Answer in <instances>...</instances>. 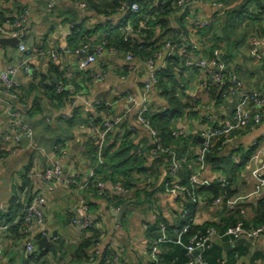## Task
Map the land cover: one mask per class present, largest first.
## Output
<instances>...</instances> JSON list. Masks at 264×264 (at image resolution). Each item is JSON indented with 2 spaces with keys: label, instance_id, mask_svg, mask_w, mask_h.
Masks as SVG:
<instances>
[{
  "label": "crops",
  "instance_id": "crops-1",
  "mask_svg": "<svg viewBox=\"0 0 264 264\" xmlns=\"http://www.w3.org/2000/svg\"><path fill=\"white\" fill-rule=\"evenodd\" d=\"M79 1L86 2V0ZM92 1L103 5L106 2V0ZM240 2L241 0H238L228 7L221 8L218 6L220 4L214 3V0H190L179 14L174 15L173 19H177L178 22L180 16L186 14L183 21L185 33L182 32L180 43L183 48L192 52L194 58L206 59L212 50H219L227 63V73L230 78L235 76L245 89L257 90L264 94V46H258L253 50L249 45L250 34H255L253 31L257 25L256 21H246L244 26L235 30L230 38L221 33V26L211 32L192 26L193 22L205 20H213V23H217L223 18L225 10L237 6ZM149 3L157 4L156 0H151ZM50 4H53L52 8H49ZM259 4L260 9H264V0H259ZM249 8L253 15L259 13V7L250 6ZM0 14L14 22L25 19L18 35L21 37V43L31 52L27 61L32 70V77L47 75L50 63L58 66L62 72L63 69L75 72V89L73 87L68 89L70 93H74L73 99L60 107L57 102L50 101L40 94V114L34 118H30L29 112L31 98L25 99L23 104L19 100L13 102L5 96H0V134L10 135L7 143L0 141L2 154L0 156V205L8 209L12 199L17 195L21 201H26V192L19 193V190L24 174L31 167L36 175L29 191L32 194H43L46 199L41 228L46 231L47 237L57 238L53 252L43 253L47 250L38 252L35 244L38 238L34 237L40 231L39 226H35L30 235H25L16 225V220L19 219L4 223L0 227V264H24L27 242L34 244L36 248L34 255L38 258L37 262L29 261V264H73L72 258L81 240V232L71 223V219L77 211L79 200L83 199V192L70 191L59 184L52 188L42 186L39 174L57 160L52 153L54 147H60L63 151V156L60 158L63 177L74 173L86 175L91 170L92 161L89 152L94 147V136L91 135L92 131L88 126L86 115L93 111L90 106L96 101L104 102L106 106L102 108V111L106 113L105 120L121 119L120 123L113 128L109 140L115 136L121 137L123 124L132 133L130 139L135 145L146 142L148 133L136 122L140 111L138 105L129 104L123 98L127 94L133 95L136 99L139 95L144 96V83L148 79L149 70L146 62L141 60L133 58L127 61L124 55L108 54L98 57L96 63L88 70L83 72L76 70L79 61L87 54L82 53L81 46L76 49L75 45L79 43H70L73 30L82 27L84 30L92 31L98 24L107 21L115 22L119 17L106 20L104 15H97L93 10L89 11L86 8L81 9L72 0H0ZM261 17L264 18V15ZM175 24L176 22L173 23L174 27ZM6 30L13 32L10 27ZM98 35L100 36V33L94 34L90 39L94 44L96 43V46L101 40ZM259 36L264 39V20L261 23ZM0 39L15 38L9 36L0 37ZM18 45L15 47L0 45V73L11 68L18 70L14 79L19 93L22 94L32 81V77L25 78L20 69L21 62L26 56L19 51ZM95 45L87 44V47H91L88 52H92L91 49ZM38 51L57 52L60 57L57 61L49 57L39 58ZM161 59L156 62L157 66ZM230 78L227 80L228 84ZM54 83L56 78L52 77L51 84ZM203 83L204 79L199 69L179 67L172 85L168 84V94L164 96L157 88H154L146 95L152 117L164 114L168 110L170 105L168 99L173 98L182 108L184 107L182 114L173 117L170 124L172 137L184 139V143H178L175 150H172L179 158L181 157L182 162L189 159L191 155L198 156L202 152L197 137H202L207 128L206 116H212L214 123L219 125L228 118L235 106V99L228 95L229 88L221 96L220 89L204 87ZM76 109L79 110H77L79 115L73 116ZM11 111L19 112L22 121H28L31 124L33 129L31 140L22 138L19 144L14 143L15 129L9 118ZM69 116L68 120L63 121L64 117ZM179 132H181L179 136L174 135ZM116 145L118 146V142ZM234 146H237L241 152L242 164L236 166L231 177L226 176L230 182L229 190L232 198L226 206L221 202L218 204L209 202L212 200L210 196L198 200L192 219L194 227L206 222L217 224L228 214L230 203L244 211L242 216L246 221L251 223L254 218L257 204L264 197V109L261 124L228 140L222 149V157H229ZM154 160L155 157L150 159L151 162ZM163 169L164 167L160 166L158 170L160 174L145 178L148 185H152L149 189L151 193L145 199L139 196L141 201L137 200L135 204L131 202L127 205L128 208L120 222H117L116 217L110 214L112 208H106V202L94 201L97 207L93 208L91 212L93 215L90 217L95 220L94 228L100 234L98 244L91 250V254L97 251L98 257H101L104 250L119 248L120 264H149L144 226L154 224V216H160L167 225H173L179 218L182 206V194L166 192L161 188L165 174ZM197 173L199 180L204 182V186L217 182L218 177L226 180L224 176L214 172L206 162L197 169ZM257 173L261 174V181L255 177ZM180 175L183 177L182 174ZM178 183L180 184L179 179ZM106 188L111 196L113 192L119 197H124L114 191L112 186L107 185ZM117 224L120 229L116 230ZM248 242L251 244L250 249L238 247L228 252L242 249L244 255L238 258V264H264V240ZM228 252L223 251L224 254Z\"/></svg>",
  "mask_w": 264,
  "mask_h": 264
},
{
  "label": "trees",
  "instance_id": "trees-1",
  "mask_svg": "<svg viewBox=\"0 0 264 264\" xmlns=\"http://www.w3.org/2000/svg\"><path fill=\"white\" fill-rule=\"evenodd\" d=\"M127 1L128 0H106L104 3L105 5H103L96 4L92 0H86L85 3L80 2L79 0H72L74 4L85 5L86 10H93L97 15H104L106 20L109 18L113 20L115 17H119V19L115 22L107 21L106 23L98 24L92 29V31L84 30L82 27L75 28L72 32L70 43H79V45H75L76 49L81 46L80 50H82L84 47H87V44L90 46L95 45L96 43L94 44L90 39L94 34L100 33L98 38L100 37L101 40L98 41L97 46L103 45L106 49H113L115 55H124L125 57L129 55L132 58L143 62H156L158 59L157 57L162 55L166 50L167 44L175 46L176 48L181 46L180 37L182 32L185 33L183 21L185 20L184 17L186 14L184 13L181 15L178 22L176 21L177 19H173L174 15L179 14L181 11L177 7L178 0H161L160 6L150 4L149 2L151 0H131L129 7L126 5ZM236 1L238 0H214V3L220 4L222 7H228L231 3L233 4ZM132 4H136L139 7L137 13L131 11L130 7ZM250 6L259 7V13L254 15L250 13ZM263 15L264 9H260L259 0H241L237 6L225 10L223 18L220 21L217 23L211 22L203 31L211 32L213 29L221 26V33L230 38L234 35L235 30L244 26L243 24L246 21H256L257 25L253 31L255 34H250V37L259 36L261 23L264 20V18L261 17ZM4 22L12 23L14 21L5 18L4 15L0 14V23ZM175 22L176 24L174 27L173 23ZM128 24L132 28V37L125 39L121 30ZM107 33H109V36L104 38ZM40 52L43 51H38V53ZM221 58L227 66L223 55H221ZM179 67L186 68L183 64L182 57L178 54L177 50L174 52L169 51L163 66L157 72L158 84L156 88L162 93V95L165 96L168 94V84L172 85ZM52 77L56 78V83L54 84H51ZM74 77L75 75L71 79H67L64 72H62L58 66L50 63L47 75L32 77V81L27 85L26 89H24V93H19L18 100L20 103L24 104L26 101L25 99L31 98L32 104L29 109L30 118H34L40 114V94L50 101L57 102V105L62 107L66 102L73 99L72 97L74 93H70L68 89H70V87L71 89L72 87L75 89ZM229 78V74L227 73L222 86L210 85L208 87L220 89L219 93L222 96L224 92L231 87V83L228 84L227 81ZM59 85L63 88L61 92L57 91ZM67 86L69 87L66 88ZM257 92L264 97L263 93L260 91ZM168 101L170 105L164 114L155 115L153 117L150 115L149 111L143 114V119L148 121L149 127L156 134L154 139L148 135L146 142L135 145L130 139L132 133L122 124L123 133L121 137L115 136L112 139L110 138V140L108 139L100 154L97 153L95 147L91 149L89 152L92 161L91 169L96 171L94 180L90 181L83 189L75 185L67 188L70 191L76 190L83 192L82 198L84 200H81H83V202L85 201L84 203L89 217L93 215L91 213L93 208L97 207L94 201H104L107 205L106 208L111 207L112 209H117L121 208L124 204L130 205L131 202L135 204L137 200H140L139 196H143L145 199L151 193V190L149 189L152 188V185L149 186L147 179L145 178H152V175L157 176V174H160V171L158 172L160 166L164 167L163 172L165 174L163 184L161 185V188L164 189L166 182L170 181L167 176V170L169 169L172 160H175V158L180 162L181 166L175 179L180 180V184H178L185 190L182 193L183 199L181 200V211H186L188 219L182 221L181 213L179 212V218L177 221L173 225H167L160 216H157V219H159L166 227L165 238H168L170 241L174 240V230L182 228L189 223L188 220L193 219L198 200H201L203 197H212V200H209V202L213 203L216 200H220L221 204H224L225 206L229 203V200L232 198V193L229 190L230 182L227 180L226 176L231 177L236 169L237 165L234 163L233 157L237 153L231 151L230 156L224 158L222 157V149L232 137L249 129L235 132L227 138L222 137L216 139L204 154L206 164H209L214 172H217L226 178V180L224 179L225 184L221 185L220 183L215 182L208 186H197L196 184H192L188 179L189 175H191V171L183 164H191L195 161L196 155H191L189 159L187 158L182 163V160L180 159L181 157L179 158L176 152H173L176 146H178V143H184V139L183 137H172L170 124L173 117L182 114L184 107L182 108V106L173 98L168 99ZM104 107H106L104 102H101L96 111L88 112L86 119L92 118L95 125L102 126L106 121L104 117L106 113L102 111V108ZM77 110L78 109L75 110L73 116L79 115L77 114ZM117 142L118 146L116 145ZM238 154L241 155V152L238 151ZM1 155L2 154L0 153V156ZM153 157H155V160L154 162H151L150 159ZM30 170L31 167H29L24 174L19 190V193L26 192V201H21L19 195L14 196L8 209H6L5 213L1 215V225H4V223H8L9 221L12 222L14 219H19L16 220V225L25 235L28 233L26 232V227L22 218L23 206L29 204L35 196V194H32L29 191L33 180L28 177V172ZM180 174H182L183 177H181ZM97 183H105L106 186L109 185L113 188L120 187L124 190H128L129 195L119 197L112 192L111 196L110 191L107 188L100 190L97 187ZM227 212L228 214L224 218H221L217 224L206 222L201 226L194 227L191 222L189 231L181 235L178 243L163 242L158 244L159 252L155 257V260L149 261V264H188L189 259L182 251L189 245V241L192 237L204 236L211 229H213L217 235H221L227 228L235 226L238 223H242L246 228L264 227V197L258 202L251 223L243 218L240 213V208L235 207V209H228ZM74 218L75 213L71 219L72 224ZM90 218L93 219L92 217ZM94 221L95 220L93 219V223H95ZM85 233L86 234L81 238L78 247L74 251L72 263L111 264L109 257L113 250H104L101 257L91 254V250L98 244L97 242L100 234L94 228V225L92 228L87 229ZM145 235L147 242L151 243L156 242L162 236L156 222L148 226ZM56 241L54 244H50L47 251L43 253L53 252L55 250L54 245L56 244ZM226 241L227 239L223 238L217 242H212L208 248L203 250L200 255L202 263L238 264V258L244 255L242 249L224 254L221 246ZM37 259V255H32L28 258V262H37ZM252 261L254 262L253 259Z\"/></svg>",
  "mask_w": 264,
  "mask_h": 264
},
{
  "label": "built area",
  "instance_id": "built-area-1",
  "mask_svg": "<svg viewBox=\"0 0 264 264\" xmlns=\"http://www.w3.org/2000/svg\"><path fill=\"white\" fill-rule=\"evenodd\" d=\"M190 2V0H178L177 1V7L182 10L185 5ZM222 8V6L218 5ZM53 4L49 5V8H52ZM78 7L81 9H85V5L79 4ZM131 11L133 13H137L139 11V7L136 4L131 5ZM25 19H21L17 22L10 23V22H4L0 23V37H14L15 39L19 40L18 49L20 52L24 53L26 58L21 62L20 69L23 72V75L25 78L30 79L32 77V70L28 64L27 59L31 56V52L29 49L21 43V37L18 35L19 30L23 24ZM213 20H205V21H198L193 22V28L196 29H204L210 25V23ZM7 27H10L13 29V32H9L6 30ZM122 33L127 39L128 37H132V28L128 24L125 28H122ZM109 33L105 35L104 38L108 37ZM249 45L255 50L258 46H264V39L262 36H253L249 38ZM183 46V45H182ZM176 48L175 46H171L167 44L166 49L168 48L169 51L174 52L175 50L178 51V54L182 57V61L184 66L187 69H193L197 68L200 70L203 79H204V87H208L210 85L215 86H222L224 83V80L227 75V66L225 62L221 58V53L219 50H213L210 54V56L206 59H196L193 57L192 52L187 51L183 47ZM89 47H84L82 50V53H86L87 55L79 61L76 70L78 72H83L88 70L91 66H93L96 63V60L98 57L103 55H115V51L113 49H106L103 45L96 46L95 48H92V53L89 55L88 50ZM39 58L42 57H49L53 61H57L60 57L59 53L57 52H40L37 54ZM157 61L161 59V55L157 57ZM133 58L131 56H126V60L130 61ZM156 61V62H157ZM156 62H146V67L149 70L148 73V79L144 83V96H141L142 99L140 102H138V99H136L133 95L127 94L123 99L129 103V104H137L139 107V114L137 117V124L141 126L143 129H145L148 133V135L151 136L152 139L155 138L156 134L155 132L149 127L148 121L143 119V114L147 113L149 111L146 95L154 88H156L158 84V78H157V72L159 69H157ZM18 70L11 68L7 71H3L0 73V96H5L8 100L16 102L18 100L19 96V90L18 86L16 85L14 81V76L16 75ZM64 75L67 79H71L75 72L74 70L70 69H63ZM231 87L229 88L228 95H231L235 99V106L231 112V114L228 116L226 120H224L221 124L216 125L214 122V119L212 116L208 115L205 118V122L207 123V128L202 134V138L204 140L203 142V150L202 152L196 156L195 161L190 163H183L186 165L187 169L191 171V175H189V180L192 184H196L197 186H204V182H201L198 177L197 169H200L205 163L204 160V154L206 150L211 146L212 142L216 139L222 138V137H229L233 133L238 132L240 130H246V129H253L257 126H259L262 122V110L264 109V97H262L259 92L256 90H247L245 89L242 84L240 83L239 79L237 77H232L230 79ZM67 86L66 88H68ZM62 87L59 85L57 87V91L61 92ZM101 102L96 101L94 102L90 108L93 111H96V109L100 106ZM9 108L11 106H8ZM9 118L12 120V127L14 130V136L13 141L16 144H19L22 140V138H25L27 140L32 139L33 135V129L31 124L28 121H22V118L20 116L19 112L11 111L9 113ZM70 116L64 117V120L69 119ZM88 120V126L92 133L94 134V137L96 138V142H94V147L97 150V153L100 154L103 146L106 144V142L109 139L110 134L113 131V128L117 126L121 119H113V120H106L102 126H97L94 124V120L92 118H87ZM181 132L174 134V135H180ZM10 135L7 133L0 134V141L7 143V140L10 139ZM238 147H233V152L237 153L233 157V161L236 165H241V155L238 154ZM53 156L55 159H57L50 167L44 169L39 174V179L42 186H47L49 188L54 187L56 184L61 185L64 188H69L72 185L78 186L79 188L83 189L90 181H93L96 176V171L94 169H91L86 175H81L79 173H74L73 175H70L68 177H63V169L60 164V158L63 156V151L60 147H54L53 149ZM180 162L175 158V160H172L169 169L167 170V176L170 181L166 182L164 189L166 192L170 193H180L182 194L185 190L178 184V180L175 179L177 172L180 169ZM36 175L35 170L31 169L28 172L29 178H34ZM255 177L261 181L262 176L261 174L257 173L255 174ZM217 182L221 185L225 184V180L221 177L217 178ZM97 187L100 190H103L106 188L105 183H97ZM114 191L124 195L128 196L129 191L124 190L120 187L113 188ZM220 200H216L214 204H218ZM79 206L77 207L76 215L73 220V225L78 228V230L81 232V238L86 234V230L89 228H92L94 223L93 220L88 216L87 209L85 205L83 204V200H80ZM46 207V199L43 196V194L36 193L33 197L32 201L29 204H25L23 206L22 210V218L24 225L26 227V232L30 235L35 226L40 227V231L37 233V238H47L49 241V244L52 243V241H55L57 238H49L47 237V233L44 229L41 228L42 223L44 221V210ZM236 206H234L232 203L229 204L228 209H235ZM120 208L117 209H111L114 212H117ZM6 211L5 206L0 205V227H1V215H3ZM181 213V219L182 221H185L188 219V215L186 211H180ZM241 214H244L243 210H240ZM153 220L157 223L158 229L160 234H162L161 238H159L156 242H147V254L149 261H154L155 257L157 256L159 250H158V244H161L163 242H175L178 243L180 241V237L182 234H185L189 231L191 227V222L193 220H188V224L183 226L180 229H175L173 234V241L168 240V238H165L166 234V227L163 225L162 222H160L159 219H157V216H154ZM115 229H120L119 225L117 224L115 226ZM148 230V226H144V232ZM227 239L228 242L232 243L235 240L244 239L246 241H255L258 239L264 240V227H256V228H246L242 223H238L235 226L227 228L221 235H217L216 232L211 229L207 232L204 236H196L192 237L189 241V245L185 247V254L187 255L189 259L188 264H203L200 258L201 252L209 247V245L212 242H216L220 239ZM195 251H198V256L194 257L193 253ZM95 256H99V253L97 251H93ZM36 254V248L33 243L27 242L25 244V258L26 262L24 264H29L28 258L32 255ZM121 259V251L119 248L116 250H113L111 253L109 260L111 264H120Z\"/></svg>",
  "mask_w": 264,
  "mask_h": 264
},
{
  "label": "water",
  "instance_id": "water-1",
  "mask_svg": "<svg viewBox=\"0 0 264 264\" xmlns=\"http://www.w3.org/2000/svg\"><path fill=\"white\" fill-rule=\"evenodd\" d=\"M130 1L131 0L127 1V3H126L127 7L130 6ZM156 2H157L156 5L160 6L161 0H156ZM18 44H19V40H17V39H0V45H9L11 47H15ZM91 53L92 52H89L88 54L90 55ZM168 53H169V49L167 48L165 53H164V56L162 57L159 65L157 66V69H160L163 66L164 61H165ZM14 81H15V79H14ZM141 99H142V97H141V95H139L138 102H140ZM91 135L94 136L93 133ZM93 141L96 142V138L95 137L93 138ZM197 141H198V143L201 146L200 149L203 150V142H204L203 138L199 136V137H197ZM127 208H128L127 205L124 204V205L121 206V208L117 212L111 211L110 214L113 217H116L117 222H120V220H121L123 214L126 212ZM34 238H37V236H35ZM35 244L37 246V251L38 252H40L42 250H47L49 245H50L49 241L47 240V238L38 239V240L35 241ZM238 247H244L246 249H250L251 244H250V242H248V241H246L244 239L235 240L232 243L226 241L225 243L222 244V249H223L224 252H228V251L232 250L233 248H238ZM183 253H186L185 250H183ZM198 253H199L198 251H195L193 253V256L197 257Z\"/></svg>",
  "mask_w": 264,
  "mask_h": 264
}]
</instances>
